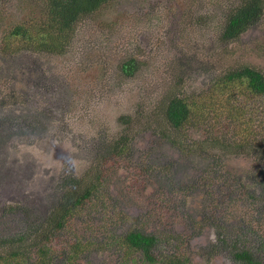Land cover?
I'll return each mask as SVG.
<instances>
[{
	"label": "rangeland",
	"instance_id": "374dc122",
	"mask_svg": "<svg viewBox=\"0 0 264 264\" xmlns=\"http://www.w3.org/2000/svg\"><path fill=\"white\" fill-rule=\"evenodd\" d=\"M238 2L107 0L76 24L64 53L50 54L15 53L22 43L8 37L16 25L44 18L43 0H0V238L32 237L68 188L62 181L94 172L102 142L126 129L132 139L127 158L97 167L105 197H93L74 213L70 237L87 243L71 264H147L121 243L133 230L155 236L161 255L171 253L163 241L168 236L171 243L182 240L187 264H235L219 232L252 226L264 241V214L232 200L235 182L253 184L264 159L251 148V126L234 119L235 112H223L246 100L248 113L260 116L264 99L207 96L211 81L226 69L249 65L264 73V13L236 41H218V26ZM200 15L210 19L207 25L196 24ZM129 60L137 63L130 77L120 70ZM170 94L201 96L204 109L200 123L187 127L189 138L219 134L223 150L185 155L159 136L153 114ZM221 112L219 124L212 116ZM122 115L133 120L123 126ZM229 141L250 146L230 153ZM65 236L51 239L55 264L65 263L64 247L73 241ZM13 248L1 244L0 255Z\"/></svg>",
	"mask_w": 264,
	"mask_h": 264
},
{
	"label": "trees",
	"instance_id": "16d2710c",
	"mask_svg": "<svg viewBox=\"0 0 264 264\" xmlns=\"http://www.w3.org/2000/svg\"><path fill=\"white\" fill-rule=\"evenodd\" d=\"M106 2L107 0H43L44 18L40 22L28 26L19 24L8 32V37L12 41L22 43L13 51L16 53L26 48L25 50L30 49L34 52L64 53L70 45L76 24L84 17L98 11ZM263 13L264 0H239L218 26V41L221 43L236 41L260 21ZM209 21L210 19L206 16L200 15L196 18L197 25H207ZM136 68L135 60H129L120 66L122 74L128 77L133 75ZM209 94L216 97L222 96L228 102L239 98V96L244 99L245 97L264 99V73L253 66L236 65L224 70L223 74L211 81L207 96ZM198 101H201L200 95H193L188 99L170 94L160 102L153 114L158 115L156 121L162 128L158 132L159 136L185 155L192 153L202 156L206 147L223 150L222 147L226 146L221 142L224 138H221L219 134L202 141L189 138L187 127H193L200 123L196 118L202 115L200 110L204 109L203 103ZM245 105L246 100L239 102L237 106H227L223 112L227 114L235 112V114H231L234 119L235 117L242 119L244 123L251 126L249 134L255 136L251 142H255L256 146L251 148H256L259 158L264 159V114L260 116L250 114ZM213 114L212 120H217V123L222 124V112L220 116L217 113ZM131 119L133 120L130 115H122L120 122L122 125H128ZM239 119L237 120L239 121ZM209 126L215 128L214 124H209ZM256 137H259L261 141ZM130 139L126 129H123L108 144L105 141L102 142L99 147L101 150L91 166L94 172L87 171V174L79 180L72 177L62 181L63 186L68 188L59 203L49 212L45 221L37 229L34 228V235L29 236L27 241L28 235L26 234L5 239L0 238V245L10 243L11 246H14L13 251L8 255H0V264H55L56 254L51 245L53 242L51 239L59 233L67 235L65 237H68V240H73L64 247L67 252V256H64L66 258L64 264H71L73 257L84 250L85 243H87L86 240L84 243L80 237H70V234L75 232L72 229V224L76 221L74 213L76 209L89 203L93 197V201L105 197V192H101L105 181L97 167L104 163H108L107 167H111L114 160L123 158L122 155L127 158L132 144V139ZM250 139L248 138V140ZM230 142L227 145L233 149L230 150V153H237V150L250 146L249 142L244 144H231ZM210 153H205V156ZM126 160L128 161V159ZM262 169L261 175L256 176L254 183L250 186L240 181L235 182L233 192L236 196L233 195L232 198V200L247 201L249 206L252 205L255 209H260V214H264V167ZM254 184L257 188L249 190V188L255 187ZM116 219H120V214L116 213ZM218 234H220L218 240L220 245L228 251L235 264H264V241L260 236L255 235L252 226L249 228L247 226L236 234H222V232ZM167 238H169L168 241L163 240L171 252L167 255L157 252L158 243H156L155 236L145 235L138 230L129 231L121 243L124 244L128 254L132 252L141 254L142 261L147 264H187L186 243L177 239L171 243L170 237ZM29 240L32 242L28 245ZM89 245L90 243H88Z\"/></svg>",
	"mask_w": 264,
	"mask_h": 264
}]
</instances>
